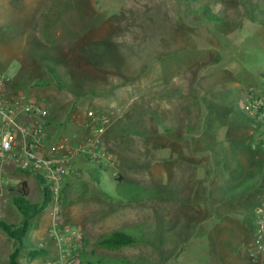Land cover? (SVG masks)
<instances>
[{
    "label": "rangeland",
    "instance_id": "1",
    "mask_svg": "<svg viewBox=\"0 0 264 264\" xmlns=\"http://www.w3.org/2000/svg\"><path fill=\"white\" fill-rule=\"evenodd\" d=\"M210 1L220 0H50L52 12L43 21L35 22L36 30L29 13L15 8L7 12L11 19L22 15L21 23L29 28L28 35L10 36L6 23L0 24V55L4 56L0 59L1 76L25 85L45 100L50 116L52 113L64 123L73 119L76 112L95 110L112 114V118L120 117L122 127L118 131L124 132L127 128V139L122 137L114 145L119 157L110 152L115 156V164L117 160L122 161L118 167L124 171L116 169L115 172V164L102 158V164L109 169L103 172L101 185L86 174L94 187L106 195L82 201L87 205L81 208L82 214L77 212L80 216L71 225L79 228L110 215L120 226L117 231L131 235L135 243L118 248L95 242L85 244L84 240L81 264H258L251 257L253 232L242 229V242L236 245V230L231 227L230 218L222 219L224 214L208 213L206 208L191 204L201 199L198 192L191 201L183 196L189 180L196 175H191L190 168L187 170L178 158L184 149L172 144L176 132L186 136L192 152L199 153V144L211 139L218 150L217 162L212 164L213 188L222 187L212 198L217 208H220L216 203L221 199L222 189L236 177L234 168L238 172L239 187L251 177L258 181L264 179V166L254 167L252 174L249 173L248 167L258 161V155L244 161V170L238 165L240 160L235 162L236 158L231 155V159L221 155L222 142L237 157L244 153L246 144L257 141V135L244 131L251 127L239 119L242 106L226 96L224 84L213 79V74H217L215 65L223 64L226 51L235 48L236 39L235 31H231L235 29L234 20H220L211 25L205 21L206 15L213 16L210 12L207 14ZM238 1L224 0L220 15L225 19L224 12L230 6L236 10L234 3ZM215 5L217 9L212 6L211 11L216 10L214 13L218 14L220 6ZM232 14L229 18L233 19ZM12 57H20L23 64L16 61L9 64ZM171 64H183L184 68L179 78L165 82L164 88L177 86L183 96L153 97L154 92L162 89L159 78L171 77L170 70L164 75L161 66ZM54 70L67 85L65 88L59 86ZM39 80L47 85H36ZM91 91L102 95L88 94ZM192 94L196 97H191ZM205 94L208 105L201 101L204 98L200 99ZM45 95L50 97L49 101ZM99 104L101 109L96 107ZM205 113L209 121L207 129L211 128L215 134L213 138L209 134L203 136ZM219 122L226 124L212 129ZM165 128L174 132L167 135ZM187 128L191 130L186 131ZM227 129L231 133L229 139ZM138 130L141 135L131 134ZM160 154L165 156L164 161ZM162 163L164 171L160 172ZM190 163L194 168L196 164ZM216 163L222 165L219 173L214 171ZM223 163L227 165L226 170ZM240 170L250 177L242 172L239 175ZM34 178L40 191L32 190L30 201L40 203L43 185ZM195 184L196 191L201 192L200 184L197 181ZM126 201L124 206L122 203ZM246 215L251 219L250 212ZM209 217L215 221H208ZM64 236L62 229L52 234L65 247ZM19 262L25 263V258H19ZM0 264H10V261L0 259Z\"/></svg>",
    "mask_w": 264,
    "mask_h": 264
},
{
    "label": "crops",
    "instance_id": "2",
    "mask_svg": "<svg viewBox=\"0 0 264 264\" xmlns=\"http://www.w3.org/2000/svg\"><path fill=\"white\" fill-rule=\"evenodd\" d=\"M49 2L50 0H0V24L4 22L6 23V27L8 31H10V36L16 35L19 37H23L26 34L28 35L29 33L27 32L29 31V28H26L25 23H21V21L23 20L22 15H19L18 17L15 16L16 18L11 19L10 15L7 12L15 8L18 11L20 9L23 10L24 14L29 13L30 15H32L31 19H33L34 21L33 29L36 30L37 23L35 22L41 20L43 21L44 19H46L45 17H47L52 12L51 8L49 9ZM210 4V7L212 8V6H214V9H217V5L215 4H218L220 6V9H218L217 11L218 14H215L216 10L214 11V13L210 8V10L207 11V14L210 12L213 16L209 18L208 15H206V17L204 18L205 21L209 22V24H212V22L217 24L220 20H234L235 29H231V31H235L236 39L235 48H230L228 52L226 51V57L224 58V60H222L223 64L215 65L214 73L217 74H213V79L215 78L218 83L224 84V89L226 90L227 94L226 96L234 98L235 102L241 105L249 88L254 87L258 90L264 91V0H239L238 2L234 3V8L236 10H234L232 6H230L228 11L225 9V19L223 15H220L222 14V11H224V0H220L219 2L210 1ZM232 12H234V14H232ZM229 14L233 15V19L231 17L229 18ZM217 20L219 21L217 22ZM2 57L4 56L0 55V59ZM15 61L18 62V64H23V61L20 59V57H12V59L8 63L10 64L11 62ZM229 64H239V66L233 67V65L231 66ZM183 68V64L161 66V71L164 75L165 73L168 74L169 70L171 72L170 78H166L165 76H161L159 78V80H161L162 89L166 85L165 82H169V80L176 81L179 78L178 76ZM55 73L57 74V72ZM6 92L9 96H17L22 93H26L32 100H36L42 104L47 105L45 100L33 94V92L25 87V85L16 84V81L9 80L6 87ZM45 98L47 100L50 99V97L46 95ZM201 98H204V100L201 101H203L205 105H208L206 94L200 96V99ZM98 100L99 98L97 97L96 101ZM100 105L101 104L96 107L99 108ZM107 115L110 117V124L108 125L105 133L102 136V143L103 146L108 150V152H111L112 154H115L117 157H119V154H117L114 149V145L119 143L122 137H125L127 139V128L124 132L118 131L119 127H122V125L119 124L121 118H112V114ZM49 120L51 145L54 143H58L59 140L63 139L68 141L70 145L77 146L80 144L83 138L91 135V130L87 125V112H76L73 115V119L66 120L65 123L62 118L54 117L51 113ZM76 120H79V123L76 122ZM251 123V121L248 122L246 124L247 127H250ZM244 131L249 135H255L251 133V128H247V130ZM230 136L231 133L227 129V139H229ZM256 139L258 141L259 138L256 137ZM172 144H175L176 147L184 149V154L182 151L181 156L178 158H180L183 161L184 165L188 167L186 168L187 170L190 168L189 172L191 173V175H196L194 179H188L189 184L187 186V189L183 192V196L185 198L189 197L188 200L191 201L192 196H195V194L198 192L201 196V199L198 200L197 203L191 201V204H197L194 206L201 207L203 210L206 208V211L208 213L214 212V214L218 213V215L224 214L225 217H223L222 219L230 218L233 223H231V227L236 230V234L234 235L236 245H240L242 242V229L244 231L248 229V231L253 232V234L255 235L257 220L256 210L259 206L264 204V179L262 178L259 181L260 183H262L263 189L257 192L243 194L237 191V188H239V184L236 182L238 172L235 168L236 177L235 179L233 178L232 184L228 185V187L224 186V188L222 189L223 194L220 193L221 199L218 203H216L219 204L218 206L220 208H217L213 206L214 204L212 198L214 192L217 189L221 190L222 187L213 188V181L211 176L213 157L211 155V152L207 151V149L211 146V142L199 144V148H201L199 153L192 152L190 147L191 143L190 141L187 142L186 136H182L181 140L174 139L172 141ZM194 144H197V142L194 141ZM246 146L247 149L244 151V153H240L237 156L238 161L240 160L244 164V161L250 159L249 156L253 157V154L255 152V154L258 155V161L257 163H252L248 168L253 169L254 167L260 165L264 166V147H259L257 150H253L252 145L246 144ZM161 155L162 154H160V159L164 161L166 158L164 155ZM185 162H189V165H187ZM190 162H193L194 165L196 164L194 168H191ZM241 162L240 165H243L241 164ZM121 163L122 161L120 162L117 160L116 164H113L115 166V172L118 171L116 169L121 170V172L124 171L123 168L118 167V165H121ZM163 165L164 164L162 163L160 172L164 171ZM78 166L79 174H73V176H71L64 190L65 210L60 220L61 226L75 227L71 224L75 223L74 220H76L77 217L80 216V214H77V212L80 211L82 214L81 208L87 205V203L85 204L83 202V204H85L83 205L81 202L90 199L95 195H101L102 197H105L106 195L104 192L98 190V187L95 188L93 182L86 178V174H89V176H91V178L95 180V183L98 184V186L101 185L103 178L102 174L105 170L107 171L109 169V167L106 166L105 163L102 164V158L100 159L98 164L92 162L87 158H81ZM243 166H245V164ZM180 169L182 170V166H180ZM249 173L252 174V170ZM243 175L246 176L247 172L245 171ZM34 177H36L41 182L40 178L35 174L23 172L10 166H0V221L12 223L17 226L21 225V223L23 222V216L17 209L12 198L17 193L18 187L22 183H25L28 189V198L30 201V194L32 190H34L35 193H38V191H40ZM246 177L249 178L250 176L247 175ZM194 180L200 184L199 186H201L202 188L201 192L196 191L198 189ZM248 180H252V177ZM41 191L43 193V196L40 203H34L40 206H42L44 203L43 186L41 187ZM231 192L234 196L230 194ZM181 202L184 203V201ZM122 204L124 206H127V201L123 202ZM50 205L51 202L38 213V215L34 218L36 219V223L34 225L31 224L32 221L30 222V227L27 235L23 239V248L19 256V258H25V263L20 262L21 264H57L60 260L59 255H61V250H59V248L61 249L64 245H61L60 242L58 244L56 238L52 237V234L55 232V224L52 207H50ZM247 211L252 215L250 216L251 219L247 217ZM208 221L214 222L215 218L211 219V217H209ZM115 222V218L112 219V216L108 215L101 220L94 222V224L87 223L86 226L81 225L79 228H75H78L81 231L83 242L85 240V244H87L88 242L98 243L103 236L116 232L119 229L120 226L116 225ZM66 238L67 236H64L62 238L63 241H65ZM90 239H93L94 241H90ZM72 243L76 245V242L74 240H72ZM13 245V239L8 237L4 232L0 230V259L7 258L8 262L10 261V256L14 251ZM65 245L67 244L65 243ZM83 247V244H81V250L83 249L84 253ZM33 249H42L43 253L36 257H29L28 252ZM38 258L42 260H38Z\"/></svg>",
    "mask_w": 264,
    "mask_h": 264
},
{
    "label": "built area",
    "instance_id": "3",
    "mask_svg": "<svg viewBox=\"0 0 264 264\" xmlns=\"http://www.w3.org/2000/svg\"><path fill=\"white\" fill-rule=\"evenodd\" d=\"M9 80L0 75V166H10L43 179L51 197L55 232L66 233L65 247L61 248L59 264H81L83 236L78 228L61 226L65 210L64 190L71 176L79 174L78 163L87 158L98 164L101 158L114 163L115 156L103 146L102 136L110 124L107 114L87 111V125L91 135L73 146L66 140L51 145L49 109L32 100L26 93L9 96ZM244 115L252 120L251 133L259 138L252 149L264 147V91L251 87L241 103ZM79 123V120H76ZM49 150V151H48ZM257 220L251 257L264 264V204L256 210ZM72 240L76 242L72 243Z\"/></svg>",
    "mask_w": 264,
    "mask_h": 264
},
{
    "label": "trees",
    "instance_id": "4",
    "mask_svg": "<svg viewBox=\"0 0 264 264\" xmlns=\"http://www.w3.org/2000/svg\"><path fill=\"white\" fill-rule=\"evenodd\" d=\"M214 19H217V18H214ZM217 21H219V20H217ZM52 72L55 75V79L57 80L59 86L65 88L67 85L59 80V75L55 73V70ZM42 81L43 80H39L36 85H41V84L47 85V83L45 81L44 82H42ZM91 93L95 94V95H102V93H96L94 91H91L88 94H91ZM179 94L183 96V93H180L177 86H175V87H171V88L160 89L159 92H154L152 94V96L157 97V98L176 99L179 97ZM192 96L196 97V95H193V94H192ZM208 104H209V102H208ZM214 118H215V116H214ZM239 119L245 125L248 123V120L243 113H240ZM203 123H204V127H206V131L204 132L203 136L206 134H209L213 138V135H215V134H213V132H211V128L207 129V127L209 125L207 115L204 117V119H202V124ZM225 124H226L225 122H219L217 125H214V128H212V129H216V127H223V125H225ZM210 126H212L211 122H210ZM188 129L191 130V128H187L186 131H188ZM164 131L167 135H170V133H172V131L174 132V130L169 129V128H165ZM174 133H175V135H177L176 137H174V139L175 140H181L183 135L177 134L176 132H174ZM131 134L141 135V132L138 130V131L131 132ZM207 142H211V139L207 140ZM220 148L221 149L224 148V150L221 151L222 152L221 155L224 154L225 159H231V156H232L233 159L236 158L235 162L237 161V157L235 155H232L231 152H229L227 147L225 148L223 142H222V147H220ZM225 149H227V151H225ZM246 149H247V146H246ZM207 151L211 152V155L213 157V161L217 162L216 156L218 154L217 153L218 150L216 149V147L214 145H212V142H211L210 148H208ZM253 155H255V153ZM255 163H257V161ZM223 164H225V163H223ZM238 165L242 168L241 170H244V168H246L243 165H240V164H238ZM221 166L222 165L219 163L215 164V167H214L215 173H219L220 171H222ZM224 166L223 167L226 170L227 165L225 164ZM241 170L239 171V175L241 172H242L241 174H243L245 172V171H241ZM251 170H252V168H251ZM233 174H236L235 168L233 169ZM40 180L42 182L43 191H44V203H43V205L40 206L38 204H34V203L29 201L27 186L25 183H22L18 187L17 193L13 196L12 199H13V202L16 205L17 209L19 210V212L23 216V222L21 223V225L17 226V225L12 224V223L0 221V230L2 232H4L8 237L13 239V241H14V251L10 256V264H21L19 262V256H20L21 250L23 248V239L27 235V232H28L29 227H30V222L38 215V213L45 206H47L51 202L49 190H48L47 186L45 185V182L43 181V179L40 178ZM261 189H263V185L258 180H246V182L241 187L237 188V191H239L243 194H249V193L257 192ZM230 194L232 196H234L232 192ZM134 243H135V239L131 235L125 234V233H122L119 231H116V232H113L111 234H107V235L103 236L101 238V240L98 242V244L102 245V246L118 247V248L130 246ZM28 253H29L28 254L29 257H36V256L42 254L43 250L42 249H33V250H30Z\"/></svg>",
    "mask_w": 264,
    "mask_h": 264
}]
</instances>
